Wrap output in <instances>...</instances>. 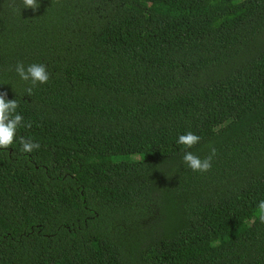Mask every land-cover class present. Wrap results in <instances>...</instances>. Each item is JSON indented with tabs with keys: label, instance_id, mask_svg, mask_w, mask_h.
Here are the masks:
<instances>
[{
	"label": "trees",
	"instance_id": "16d2710c",
	"mask_svg": "<svg viewBox=\"0 0 264 264\" xmlns=\"http://www.w3.org/2000/svg\"><path fill=\"white\" fill-rule=\"evenodd\" d=\"M36 3L0 0V264H264V0Z\"/></svg>",
	"mask_w": 264,
	"mask_h": 264
},
{
	"label": "clouds",
	"instance_id": "9594fccd",
	"mask_svg": "<svg viewBox=\"0 0 264 264\" xmlns=\"http://www.w3.org/2000/svg\"><path fill=\"white\" fill-rule=\"evenodd\" d=\"M23 3L26 8H31L33 10H36L39 7L36 0H23ZM15 71L22 80L30 81L33 87L38 83L46 84L49 81V73L44 64L34 63L25 68L23 63H18ZM28 91L31 92V88H29ZM18 107L19 105L16 100H6L4 95L0 94V148L7 149L13 144L18 127H31V123L23 125V117L16 111ZM200 139L201 137L199 135L188 131L179 135L177 143L184 145L186 149H191L200 142ZM20 144L22 145V150L26 153L39 148L38 143H34L24 137H20ZM215 154L216 150L215 148H212L211 154L208 157L201 159L193 152L186 150L183 155V162L193 172L203 173L211 169L212 159ZM258 207L261 212L264 213V200L259 202ZM259 218L261 221H264V214L260 215Z\"/></svg>",
	"mask_w": 264,
	"mask_h": 264
},
{
	"label": "rangeland",
	"instance_id": "374dc122",
	"mask_svg": "<svg viewBox=\"0 0 264 264\" xmlns=\"http://www.w3.org/2000/svg\"><path fill=\"white\" fill-rule=\"evenodd\" d=\"M202 10H203L204 12H206V11H207V8L204 7Z\"/></svg>",
	"mask_w": 264,
	"mask_h": 264
}]
</instances>
